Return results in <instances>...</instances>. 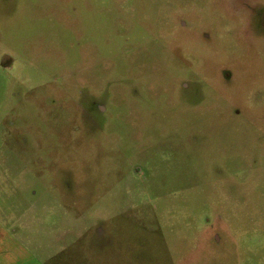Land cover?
Segmentation results:
<instances>
[{
	"label": "rangeland",
	"instance_id": "374dc122",
	"mask_svg": "<svg viewBox=\"0 0 264 264\" xmlns=\"http://www.w3.org/2000/svg\"><path fill=\"white\" fill-rule=\"evenodd\" d=\"M0 264H264V0H0Z\"/></svg>",
	"mask_w": 264,
	"mask_h": 264
}]
</instances>
